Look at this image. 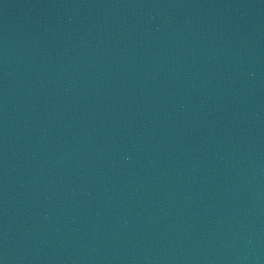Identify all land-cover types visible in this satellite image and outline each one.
Returning <instances> with one entry per match:
<instances>
[{
  "label": "water",
  "instance_id": "water-1",
  "mask_svg": "<svg viewBox=\"0 0 264 264\" xmlns=\"http://www.w3.org/2000/svg\"><path fill=\"white\" fill-rule=\"evenodd\" d=\"M0 264H264V0H0Z\"/></svg>",
  "mask_w": 264,
  "mask_h": 264
}]
</instances>
